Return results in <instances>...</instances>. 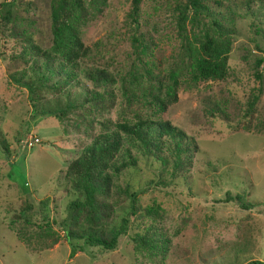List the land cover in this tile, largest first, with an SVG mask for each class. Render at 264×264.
Returning <instances> with one entry per match:
<instances>
[{
	"label": "rangeland",
	"instance_id": "rangeland-1",
	"mask_svg": "<svg viewBox=\"0 0 264 264\" xmlns=\"http://www.w3.org/2000/svg\"><path fill=\"white\" fill-rule=\"evenodd\" d=\"M176 1L182 0H142L134 28L125 17L129 0H107L102 12L82 28L81 40L90 55L81 65L105 66L117 76L125 74L140 60L131 40L140 34L151 42L143 58L166 66L177 45ZM218 1L219 6L209 2L215 12L224 14L230 9L235 15L228 75L190 89L179 87L176 102L160 114L196 145L189 174L138 197L137 213L154 203L159 214L156 220L129 216L127 232L117 238L113 250L78 241L83 249L71 257L62 231L50 221L60 222L68 202L81 199L69 189L64 191L67 184L62 177L88 140L63 133L65 124L54 117L36 116L35 101L21 83L47 73L33 69V57L23 52L21 38L0 28V264L264 263V0ZM48 2L0 0L1 11L8 7L17 28L40 47L49 44ZM34 59L39 63V58ZM256 60H261L258 66ZM58 79L54 75L47 83ZM75 81L79 85L70 89L71 96L86 83L80 75L71 82ZM113 91L117 105L104 118L116 121L131 118L134 110L143 112L134 102L125 108L118 89ZM39 95L44 96L43 102L51 98L49 92ZM158 171L156 163L140 159L136 170L125 172L122 180L136 188L155 179ZM234 195L249 205L242 208ZM42 200L46 205L40 212ZM25 201L33 205L27 220L19 217ZM126 210L127 205L116 208L113 220L119 221ZM45 225L52 231L50 236ZM147 227L157 246L162 244L163 256L133 250L132 236Z\"/></svg>",
	"mask_w": 264,
	"mask_h": 264
},
{
	"label": "trees",
	"instance_id": "trees-1",
	"mask_svg": "<svg viewBox=\"0 0 264 264\" xmlns=\"http://www.w3.org/2000/svg\"><path fill=\"white\" fill-rule=\"evenodd\" d=\"M141 1L129 0L125 14L134 28L137 27ZM106 2L49 0L47 47L32 42L30 34L17 28L10 9L6 7L1 11L4 4L0 3V28L10 30L13 38H21L23 52L27 51L33 57V69L47 73L38 74L36 80L27 79L21 83L27 88L31 101H35L36 116L54 117L65 124L63 133L73 132L88 140L78 156L66 165L62 177L67 184L64 191L69 189L81 199L74 198L68 202L66 215L60 222L50 221L62 231L70 248L69 257L83 249L77 245L78 241L83 246L113 250L117 238L127 232L129 216L146 217L150 221L159 217L154 203L138 214V197L156 188L168 187L175 178L187 176L196 152L194 142L182 130L161 119L160 114L176 102L179 87L190 89L199 82L226 78L231 38L236 32L235 15L230 9L222 14L209 5L210 2L219 6L220 1H176L173 4L176 11L173 27L177 45L167 57L166 66L159 67L153 59H144L142 55L149 50L151 42L147 43L140 34L132 35L140 60L125 74L117 76L105 66L81 65L90 55V48L81 40L82 28L102 12ZM35 57L39 58L37 64ZM260 63L261 60H256L255 66ZM54 75L61 79L48 84ZM76 75H80L88 85L82 83V88L71 96L70 89L79 85L78 81L71 82ZM255 76L259 78V74ZM115 88L125 108L134 102L140 104L143 112L134 110L129 119L121 117L112 121L104 118L117 105ZM44 91L49 92L51 98L43 102L44 96L39 94ZM140 159L156 163L158 175L132 188L129 182L122 180V175L128 170H136ZM225 198H228V193ZM233 198L242 208L249 205L242 203L239 195ZM25 202L19 210V217L27 220L33 205ZM45 205L46 200L40 201V212ZM124 205H127V210L119 221H114L116 208ZM45 227L46 235L50 236V227ZM148 230L149 227L142 234L132 236L133 250L138 253L148 250L163 256L162 244L157 246V239H152ZM244 264L264 263L250 260Z\"/></svg>",
	"mask_w": 264,
	"mask_h": 264
},
{
	"label": "built area",
	"instance_id": "built-area-1",
	"mask_svg": "<svg viewBox=\"0 0 264 264\" xmlns=\"http://www.w3.org/2000/svg\"><path fill=\"white\" fill-rule=\"evenodd\" d=\"M32 141L36 142V141H37V139H36V138H33V139H32Z\"/></svg>",
	"mask_w": 264,
	"mask_h": 264
}]
</instances>
